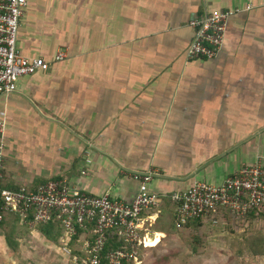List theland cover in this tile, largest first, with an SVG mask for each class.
Listing matches in <instances>:
<instances>
[{
	"label": "crops",
	"instance_id": "0c3cea01",
	"mask_svg": "<svg viewBox=\"0 0 264 264\" xmlns=\"http://www.w3.org/2000/svg\"><path fill=\"white\" fill-rule=\"evenodd\" d=\"M26 2L18 49L51 67L0 96L3 186L63 179L131 202V175L153 169L149 191L161 201L142 214L141 234L154 239L167 215L175 224L173 193L264 162V0ZM215 11L233 12L222 47L188 60L190 19ZM5 227L18 245L0 226V255L16 263L58 248L28 221L9 217Z\"/></svg>",
	"mask_w": 264,
	"mask_h": 264
},
{
	"label": "built area",
	"instance_id": "2783aa9c",
	"mask_svg": "<svg viewBox=\"0 0 264 264\" xmlns=\"http://www.w3.org/2000/svg\"><path fill=\"white\" fill-rule=\"evenodd\" d=\"M26 0H0V96L16 92L17 82L23 77L46 72L51 63L43 58H28L18 49V34ZM233 12L215 11L194 16L188 25L194 37L186 51L188 60L212 59L222 47L228 20ZM66 53L57 51L54 60H64ZM1 126V123H0ZM4 146L0 142V223L6 214H14L33 226H40L57 219L64 234L62 250L67 264H143L142 250L148 248L149 238L142 235V214L155 209L160 197L149 191V183L157 175L153 169L135 172L131 176L139 184L131 202H123L109 193L94 196L81 192L65 180H50L35 190L20 187L11 190L3 186ZM85 155H89L86 152ZM87 163L90 160H86ZM175 208V227L181 228L190 220L205 219L227 213L243 219L264 205V162L244 165L227 176L219 185L196 182L184 191L170 196ZM213 223H217L213 219ZM92 227L93 239H86L81 251L83 256L71 254L68 243L77 234V228ZM116 237L122 248L109 250L103 256L109 239Z\"/></svg>",
	"mask_w": 264,
	"mask_h": 264
},
{
	"label": "rangeland",
	"instance_id": "374dc122",
	"mask_svg": "<svg viewBox=\"0 0 264 264\" xmlns=\"http://www.w3.org/2000/svg\"><path fill=\"white\" fill-rule=\"evenodd\" d=\"M249 215L238 220L229 215L224 223L209 221L204 228L181 229H176L173 218L167 215L162 220L167 232L163 237L157 234L160 243L156 247L142 250L143 264H264V249L254 251L257 240L264 244V214ZM233 244L241 248L234 252ZM57 249L48 250L47 255L23 256L17 263L10 256L0 255V264H67L66 253Z\"/></svg>",
	"mask_w": 264,
	"mask_h": 264
},
{
	"label": "trees",
	"instance_id": "16d2710c",
	"mask_svg": "<svg viewBox=\"0 0 264 264\" xmlns=\"http://www.w3.org/2000/svg\"><path fill=\"white\" fill-rule=\"evenodd\" d=\"M264 210V205H262L258 210L253 211L252 213H250L249 217L253 218V217H257V216H262ZM224 216H221V215ZM9 217H15L18 221L21 220L19 216L14 215V214H6L4 217V220L0 223L1 227L5 228V239L7 244L12 247L13 249H15L18 245L17 240L15 239L14 235L11 234L12 232H10L8 230V228H6V223L8 221ZM226 219V221L229 219V215H226V213H220L219 216H212V217H208L205 218L206 220L209 221H213V219H216L217 222H223ZM30 218H28L26 221H28ZM203 220L204 219H199V220H190L187 224H185L183 227L187 228L189 226H192L193 228H199L201 225L202 227H206V224H203ZM175 225V224H174ZM204 225V226H203ZM176 228V227H175ZM176 229H181V228H176ZM38 230L40 231V233L45 237V239L49 242L52 243L54 245H56L59 248H62L64 246V243L62 242V237L64 234V229L61 225V223L57 220V219H52L49 223L45 224V225H40L38 226ZM86 239H93V233H92V227L88 226L86 229H81V228H77V234L70 240V242L68 243V248L71 249V254L72 255H77V256H83V253L81 251V246L83 244V242ZM262 240H257V242L259 243V245L255 244V249L254 251L256 252L258 249L263 248L264 249V244L261 243ZM250 243V241L248 242ZM253 243H251L252 245ZM248 245V244H247ZM250 245V244H249ZM248 245V246H249ZM122 248V243L121 241H119L118 239H116V237H112L111 239H109L105 245L104 248V252H103V256L106 252H108L109 250H115V249H120ZM241 246H235L233 244V249L234 252H236L238 249H240ZM257 249V250H256ZM102 264H107V262L105 261L104 258H102Z\"/></svg>",
	"mask_w": 264,
	"mask_h": 264
},
{
	"label": "bare ground",
	"instance_id": "6f19581e",
	"mask_svg": "<svg viewBox=\"0 0 264 264\" xmlns=\"http://www.w3.org/2000/svg\"><path fill=\"white\" fill-rule=\"evenodd\" d=\"M158 237H157V234H156V237L154 239H149L148 243H149V247H155L157 244H158Z\"/></svg>",
	"mask_w": 264,
	"mask_h": 264
}]
</instances>
